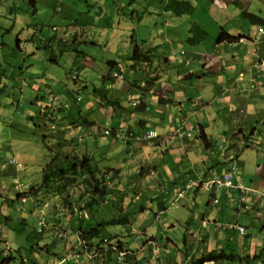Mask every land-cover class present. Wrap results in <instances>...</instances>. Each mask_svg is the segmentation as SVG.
I'll use <instances>...</instances> for the list:
<instances>
[{"label":"crops","instance_id":"crops-1","mask_svg":"<svg viewBox=\"0 0 264 264\" xmlns=\"http://www.w3.org/2000/svg\"><path fill=\"white\" fill-rule=\"evenodd\" d=\"M209 2H204L207 5L204 8L210 9L204 11V22L201 18L197 21L207 33L206 41L199 46H190L188 50H183L182 45L175 47V39L181 44L186 43L189 36H186V32H180L176 28L160 31L155 29L153 42L160 37L161 44L168 43L170 49L164 51L160 44H153L154 58L144 70L141 67L145 66L137 63L135 69L131 68L135 65L132 45H138L133 34L128 39L130 43L124 42L125 48L132 49V54L120 52L118 49L106 56H90L92 64H107L106 72L100 78L102 82L92 87L84 82L78 89L85 92L84 96L81 95L82 101L77 103L78 106H74L75 101L72 102L65 95L57 96L63 107L57 113L58 131L54 134L60 140L73 137L78 141L83 138L81 143L78 141L79 153L92 156L102 169L114 168L118 171V189L135 194L132 204L150 209L147 213L136 215L137 222L152 215L153 225L160 224L174 233L176 226L168 222L167 216L168 210L174 208L173 218L178 226L190 224L189 228L185 229L190 239L184 238L183 242L185 249L192 248V257L195 260L214 250L237 255L234 260L241 262H233L235 264H252L253 261L254 264H264V202L261 199L255 198L251 192L247 199L251 208L245 211L239 201V190L209 191L202 187L186 189L192 180L207 181L214 173L226 170L237 157L243 165L241 164L239 169L238 178L235 177L236 184L241 183L248 190L247 194L250 190L256 193L264 192V71L254 68L255 63L264 60V33L259 32V28L264 30V0ZM43 7L39 0H20L18 3L16 0H0V17L7 21L0 23L3 25H0V29L5 32L25 29L24 27L31 29L35 19L40 16L46 17L43 23L48 24L55 12L52 15L47 11L42 12ZM58 9L56 8L57 12ZM217 18L232 21L234 25H221L215 21ZM58 22L59 20H55L53 25L58 27ZM217 26L222 27L219 29ZM91 27L94 26L87 21L80 34L74 28H67L71 39L69 36L67 38L69 41L76 38L75 45L86 42V31ZM36 29L41 32L39 28ZM222 29L235 39L221 43L215 41ZM127 31L130 30H125L123 34ZM106 33L109 34V39L122 42L124 35L117 38L116 30ZM91 34V44H101L103 34L93 31ZM36 43V37L32 42L28 39L18 40L17 49L22 52L24 48L31 51V46H34V49L38 50L48 46L50 41L44 39L41 46L35 48ZM1 45L0 76H3L6 69L1 65V60L8 55L3 52ZM75 53L73 58L77 68L82 67L84 70L88 57L84 53L82 60L80 54ZM53 61L58 63L57 59ZM108 62L116 63L115 66L120 72L113 71V76L117 73L121 77H115L113 81L105 79L109 71ZM123 65L130 70L128 75L127 71L122 72ZM23 68L24 64L20 70L23 71ZM34 75L37 77L36 83L29 85L23 82L22 85L30 86L31 91L36 93L32 104L37 106L40 123L44 126L46 118L41 113V103L44 97L52 92L43 94L40 87H48L45 84L46 78L39 76L37 72H34ZM95 88H103L106 91L105 96L95 92ZM105 98L118 102V105H107ZM133 103H136V106H133ZM66 104L69 106L65 108ZM90 114L93 115L92 118ZM76 119H83L91 124L82 127L73 125ZM201 128L211 142L209 148L204 147L198 140L197 135ZM51 131L50 129L47 132ZM106 131L110 134H105ZM148 131L158 132L159 137L144 140L143 136ZM118 133L121 134L119 139L115 136ZM245 137L248 138V143L252 141L253 144L240 153L241 141H244ZM50 140L52 145L57 143L53 138ZM221 145L223 147H219ZM242 156H245V160H242ZM10 161L0 159V167L13 168L16 164L12 165ZM15 167L16 171L8 174L13 175V178L19 172V165ZM8 175L0 168V181L5 185L0 189V206L9 205L7 201L15 198L14 190L6 187L7 183L3 180ZM18 180L15 178L13 184ZM159 197L161 200L154 205L153 200ZM215 200L218 202L215 203ZM28 204L36 210L33 201ZM199 206H202L204 211L198 210L195 213ZM34 214L36 215L37 211ZM225 216H236L238 220L221 225L220 222ZM23 219L28 220V217ZM2 222L5 225L8 223L6 219L1 220L0 224ZM204 222L208 223L207 228H203ZM229 224L242 225L245 227V234L241 235L237 229L227 230L226 226ZM147 230L142 231L146 235L143 236L144 240L143 237L136 240L141 242L140 245L133 244L135 256L138 252L148 250L151 253L152 247L158 246L160 263H179L176 253H172L170 248L163 251L160 247L169 242L175 246L174 240L165 237L164 233L158 240L155 236H149ZM120 233L126 235L124 229H121ZM236 240L240 243L237 244ZM71 258L68 255L62 260L66 262ZM205 264L232 263L226 259Z\"/></svg>","mask_w":264,"mask_h":264},{"label":"rangeland","instance_id":"rangeland-1","mask_svg":"<svg viewBox=\"0 0 264 264\" xmlns=\"http://www.w3.org/2000/svg\"><path fill=\"white\" fill-rule=\"evenodd\" d=\"M18 1L20 0H16V3H18ZM182 1L190 2L194 7V12L191 15L182 16V18H175L165 10V4L167 0H39L41 6H44L41 10L42 12L47 11L50 12L48 14L51 15L55 12L48 24L44 25L43 22L46 17L43 18L40 16L35 19L31 29L24 27L25 29H16L15 31L6 32L4 29H0V44H2L1 46L3 48V52L8 55V57H5V59L1 60V65L6 69V74L0 76V159L7 161L8 159L10 160L15 158L18 163L16 165H19L17 168L19 172L14 178L13 175H9L12 174L13 170L16 171V165L13 168L7 167L6 169L0 167L1 170H4L5 174H9L8 177L6 176L3 179L7 183L6 187L13 189V193H15V184H19V182L31 184L32 178L33 180H40L42 167L50 160L52 155V153L47 148L48 145H51L52 140L47 139L44 143V131H41L35 125V122L30 119L28 120L27 118L30 113V109L36 112L35 107H33L32 104L35 100L36 93L31 91L30 86L24 87L22 85L23 82H27L29 85H32L34 83V79L37 78L34 75V72H37L40 74L39 76H45L46 78L45 84H47L48 87H40L43 94L51 91L56 95H65L69 98H72V96L77 97L78 94L84 96L85 92L79 91L78 86H81L84 82H86L90 87H92L94 84H101V75L105 74L107 69V64L101 65L91 63L90 56H93V54L106 56L108 53L115 52L118 49L120 52H130V54H132V49L128 50L124 46V42H127L130 35L132 34L134 35L138 45H146L152 48L153 44L155 46L160 44L162 50L166 51L167 49H170V45L168 43L162 45L160 37L155 39L153 42L155 29L160 31L161 29L164 30L176 28L179 29L180 32H186L185 34L187 36L189 35L188 29H190V26L193 22L198 24L197 21L199 18H201L204 22L203 14L204 11L207 10V8L204 7H207V5H205L206 1L210 3L209 0ZM56 8H59L61 11L57 12ZM100 10L102 13H99ZM19 14L23 15L22 13ZM72 14H74L73 17H71ZM55 20H59V25H57L58 27H63L60 30L74 28V30L78 31L79 34L83 30L81 28L87 21L94 26L91 27L90 30L88 29L86 31V42H79V44L73 48L80 52V57L82 60L83 55L81 53H85L88 57V63H86L84 70L78 71L77 69V64L74 62L73 58L76 56L75 51H66L64 49L67 47H62L58 43L60 40V34L54 32L52 29L54 27L53 24ZM216 20L221 25H234V22L232 21L227 22L221 18H217L215 21ZM5 22L7 21L0 17V23ZM0 25L3 27L2 24ZM217 27L220 29L222 26ZM36 28H39L38 30H41V32H38ZM113 30H116L117 32V38H120L121 35H124L121 39V43L108 38L109 34L106 32H111ZM125 30L130 31H127L125 34H123ZM92 31L94 33L96 32L103 34L101 44H91V41L93 40V33L91 34ZM259 32L264 33V30L259 28ZM71 33L72 32L70 30V35ZM219 35H217L215 41H217ZM34 37L37 38V46H35V48L41 46V43L44 39L49 40L50 43L48 46H44L38 50H35L34 46H31V51H28V49L25 48L23 52L18 51V40L28 39L29 42H32ZM70 37L71 36H69V39H71ZM187 38L186 43L183 44L179 43V41L175 39V47H177V45H182L183 50H188L191 45L187 42ZM69 39L67 38L64 40ZM128 42L130 43V40ZM134 46L132 45V48ZM53 59H57L58 63H55ZM23 64L24 68L23 71H21L20 68ZM134 64H136V62ZM121 70L123 73H126L127 71V75L130 73V70L124 65L121 66ZM75 75L80 76L78 83H75L72 78V76ZM74 106H78V104L74 103ZM96 114L100 113L96 112ZM92 116L93 115L90 114L91 118ZM75 117H77V115ZM99 117L103 118L100 115ZM219 147L223 146L221 145ZM241 158L242 160H245V156H242ZM241 164L243 165L242 161L240 163V167L242 166ZM215 168L218 170V166ZM109 170L115 169L109 168ZM15 178H18L19 180L15 181L13 184V180ZM4 186L5 185H3L1 180L0 189L4 188ZM159 200H161V197L154 199V205H157ZM30 206L31 205L26 201H23L22 203L16 202L14 204H4V206H0V221L5 220L3 216L6 215L13 217V221L8 222L7 225H5L3 222L0 224V237L6 241L8 245H10V248L13 250L14 254H18V250H21L22 253L24 252V255L22 256H25V258L27 257L30 260L36 259L40 262L39 254L27 252L31 247V242H28L26 237L30 231L38 229V221L36 217L30 218L31 214L29 213V210L32 209ZM236 206L238 207V204ZM24 207L27 208V212H24ZM198 210L203 212L204 208L202 206L197 207V209H195V213H197ZM173 211L174 208H170L167 212V216L168 222L176 226L174 233H171L170 229H165L167 227L160 226V224L153 225L152 215L150 217L141 219L138 222L136 221L135 217L133 225L134 227H132V230L135 229V231L141 233L142 231L148 229L147 234L149 236H155L158 240H160V238L163 236V233L165 234V237L172 238L174 240L175 246L172 245V242H169L166 243L165 246L161 244L162 246L160 247L163 249V251H166L168 248H170L172 253L177 254L180 261L182 257L181 251L183 252L185 250L183 240L184 238L190 239V237L185 230L186 228L178 226V224L174 221ZM26 216L28 219L30 218L29 226L24 229L25 232L17 231V221L19 222V220H22ZM237 220L238 219L236 216H225L224 220H221L220 223L221 225H225L229 222L234 223ZM195 226V229H197V225ZM18 227L22 228L20 224ZM109 230L112 231V233H120L121 228L111 227ZM45 231L46 232L43 240L52 244L55 241V238L53 237L54 233H52L50 229H46ZM127 235L128 234H126L123 240L129 242L132 237H127ZM61 238L64 239L65 235L63 237L61 236ZM242 240L244 241V239ZM140 243L141 242H137L138 245H140ZM236 243L238 244L240 241L236 240ZM73 245L75 247L77 246L76 243ZM3 249H6V245L1 243L0 261L3 258L1 255ZM63 250L64 247L59 251L63 252ZM230 254L233 253H226V255ZM135 257L136 258L132 259L134 260V264L139 263V261L141 264L159 263L158 259L153 260V256L149 250L143 253L138 252ZM244 261H246V259ZM228 262L235 264L233 262L240 263L241 261L228 260ZM254 263L255 261L252 262V264ZM18 264H21L20 260H18Z\"/></svg>","mask_w":264,"mask_h":264},{"label":"trees","instance_id":"trees-1","mask_svg":"<svg viewBox=\"0 0 264 264\" xmlns=\"http://www.w3.org/2000/svg\"><path fill=\"white\" fill-rule=\"evenodd\" d=\"M165 10L173 17L181 18L182 16L193 14L194 7L188 1L167 0ZM206 39L207 33L197 23L193 22L189 29L187 42L191 46H199L203 44ZM234 39L235 37L229 35L226 30L222 29L217 42H230ZM74 40H76V38ZM74 40L69 41L60 39L58 43L62 47L73 49L76 46ZM73 51L80 54V52L75 49H73ZM153 51H155V49L146 45L134 46L133 59L137 64H143V66H145L141 67L142 70L152 63L154 58L152 55ZM81 54L85 55L84 53ZM108 64L109 71L105 79L113 81V78H115L113 76V71L120 72V70L115 66L116 63L108 62ZM137 64L131 66V68L135 69ZM77 69L78 71L83 70L82 67ZM72 78L75 83H78L80 80L79 75L72 76ZM36 82L37 80L34 79V83ZM79 88L80 86H78V89ZM94 91L103 96L106 94L103 88H95ZM57 96L58 95L54 93L46 95L41 103L43 108L39 109L46 118L44 119L46 123L44 126L40 123V114L39 110L36 108L37 106L35 107L36 112L30 109V113L27 117L28 120L30 119L35 122V125L41 131H44V143L47 139L49 140L51 138L57 141L54 145L51 144L47 147L52 153L51 158L42 167L40 180H33L32 178L31 184L19 182L18 185L20 186V190L14 193V200L7 201L9 205L15 202L26 201L28 203L29 201H33V207L34 209L36 208V210L30 209L29 213L31 214L30 218L36 217L38 229L30 231L26 237V240L31 242V247L27 252L39 254L40 262L36 259L30 260L27 257L25 258V256H22L24 252L22 253L21 250H18V254H14L10 245L0 238V244L4 243V245H6V249H3L1 253L3 258L0 264H18V260H20L21 264H60L54 262L61 261L70 253L77 259L71 258L62 264H94L96 261L98 262L95 264H134V260L132 259L136 258V251L133 244L137 243L136 240L143 236L146 237L145 233L143 234V232L139 233L138 231L132 230L134 219L136 215L147 213L150 209L147 210L143 205L137 206L132 204L135 194L118 189V171L102 169L99 162L92 156L77 151V149L80 148L79 146L83 138L78 139L79 143L73 137L72 139L60 140L57 135L54 134L58 131L57 113L63 107ZM69 100L72 102L75 101V103H81L82 96L78 94L77 97L72 96ZM105 100L109 106L118 105V102L108 101L106 98ZM68 106L69 104H66L64 107L66 108ZM72 124L82 127L83 125L91 123H87L86 120L83 119H76L75 123ZM52 125H56V128L52 130L51 133H48L47 131H50ZM197 137L204 147L209 148L211 146V142L207 138L203 128L198 131ZM246 139L248 140V138L245 137V140L241 141L240 153L250 148L253 144L252 141L248 143ZM12 159H10L11 161L9 160L10 164H18L15 158ZM238 159L239 158L235 157L226 170L214 174H227L236 164L240 169V161ZM13 161H15V163H13ZM238 172L239 170L236 173L237 178ZM244 191L247 193L246 190ZM244 191L239 190V199L245 194ZM247 203H249L248 200ZM249 208H251L250 205ZM26 211L27 209L25 208L24 212ZM36 211L37 214L35 215L33 212ZM3 217L7 222L13 221L12 216L6 215ZM29 219L17 221V231L25 232L24 229L29 226ZM19 224L22 228L18 227ZM189 225L190 224H183L182 226L188 229ZM111 227L124 229L125 234H128L127 237H132V239L129 242L124 241L123 239L126 235L112 233V231L109 230ZM46 229H50L51 232L54 233L53 237L55 241L52 244L43 240ZM65 234H67V236H65L64 240L61 236L63 237ZM144 237L143 240L145 239ZM74 243L77 244L76 247L73 245ZM64 244L70 246L67 248ZM63 247V252H60L59 250L63 249ZM122 251H127L128 254L125 255L123 262L119 263L118 255ZM93 252L97 257H94L91 261L87 260L86 253ZM78 253L81 257L77 255ZM181 254L182 257L180 262L173 264L216 263L226 259L234 260L237 258L235 254L226 255L223 252L213 250L205 254L202 258L195 260L192 257V248H186L183 252L181 251ZM136 264H141V262L139 261V263ZM158 264L162 263L159 262Z\"/></svg>","mask_w":264,"mask_h":264},{"label":"built area","instance_id":"built-area-1","mask_svg":"<svg viewBox=\"0 0 264 264\" xmlns=\"http://www.w3.org/2000/svg\"><path fill=\"white\" fill-rule=\"evenodd\" d=\"M58 11H60V9H58ZM53 31L56 33H59L60 36L62 37L61 39H65L69 36L68 30H60L58 27L54 26ZM254 68L255 70H263L264 71V60H260V62H257L254 64ZM114 77H121L119 74L115 73ZM133 106H136V103H133ZM56 125H52L51 126V130H55ZM105 134H110L109 131H106ZM117 139L120 138L121 134L118 133L115 135ZM159 137L158 132L156 131H148L144 134L143 139L144 140H154L157 139ZM13 163H15V161H13ZM239 170L238 165H234L230 172L227 174H213L211 179L207 180V181H203V180H192L189 182V184L186 186V189H191V188H196V187H202L204 189H207L209 191H218V190H227V191H233V190H240V191H244L246 190L243 185L241 183L236 184L235 182V177H236V173ZM20 186L18 184L15 185V190L19 191ZM248 191V190H246ZM245 192V191H244ZM251 192H253L252 194H254L255 198H259L264 202V192L260 193H256L255 191L250 190V193L247 194L245 192V194L243 196L240 197L239 201L242 204V208L245 211H249V203H247V199L249 198L248 196L251 194ZM215 203H217L218 201L215 200ZM208 227V223L204 222L203 223V228H207ZM227 230H233V229H237L239 230V232L241 233V235L245 234V227H243L242 225L239 224H229L226 226ZM134 231V229H133ZM65 236H67V234H65ZM70 246V245H68ZM70 250V247H69ZM71 251V250H70ZM158 251H159V247L158 246H153L152 247V256H153V260L158 259L159 255H158ZM128 252L127 251H122L119 253L118 255V262L122 263L123 259L125 257V255H127ZM72 258L77 259L75 256L71 255V253L69 254ZM77 255H79L81 257V255L78 253ZM96 258L97 255L93 252V253H86V258L87 260L91 261L93 258ZM62 264V263H60Z\"/></svg>","mask_w":264,"mask_h":264},{"label":"bare ground","instance_id":"bare-ground-1","mask_svg":"<svg viewBox=\"0 0 264 264\" xmlns=\"http://www.w3.org/2000/svg\"><path fill=\"white\" fill-rule=\"evenodd\" d=\"M65 260L62 261H55L54 263H63Z\"/></svg>","mask_w":264,"mask_h":264}]
</instances>
